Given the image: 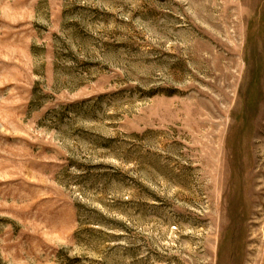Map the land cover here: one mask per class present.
<instances>
[{
  "label": "rangeland",
  "instance_id": "374dc122",
  "mask_svg": "<svg viewBox=\"0 0 264 264\" xmlns=\"http://www.w3.org/2000/svg\"><path fill=\"white\" fill-rule=\"evenodd\" d=\"M0 264H264V0H0Z\"/></svg>",
  "mask_w": 264,
  "mask_h": 264
}]
</instances>
